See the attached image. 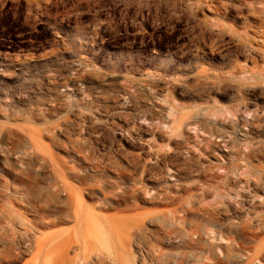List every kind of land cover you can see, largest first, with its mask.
<instances>
[{"label":"rangeland","instance_id":"374dc122","mask_svg":"<svg viewBox=\"0 0 264 264\" xmlns=\"http://www.w3.org/2000/svg\"><path fill=\"white\" fill-rule=\"evenodd\" d=\"M261 36L264 0H0V264H264Z\"/></svg>","mask_w":264,"mask_h":264},{"label":"bare ground","instance_id":"6f19581e","mask_svg":"<svg viewBox=\"0 0 264 264\" xmlns=\"http://www.w3.org/2000/svg\"><path fill=\"white\" fill-rule=\"evenodd\" d=\"M262 24V23H261ZM260 24V26H258V27H262V25ZM261 30V29H260ZM263 30V29H262ZM258 31V30H257ZM261 37H263L264 38V36H261ZM258 38V37H257ZM261 40V39H260ZM63 181V180H62ZM64 185V184H63ZM62 185V186H63ZM64 187H66V189H67V191H68V194H70V196H71V194H72V191H73V188L72 187H70V186H67V185H64ZM65 189V190H66ZM107 197L108 196H106V195H104V201H106L107 200ZM262 216V215H261ZM263 216H264V214H263ZM96 217H97V215H96ZM102 217V216H101ZM101 217H97L98 219H103V218H101ZM262 227L264 228V224L262 225ZM245 228L246 229H252V226L251 225H246L245 226ZM261 229V228H260ZM253 230H254V228H253ZM264 231V230H263ZM260 232V231H259ZM70 233V232H69ZM259 234V233H258ZM62 239L64 238V237H61ZM70 238V237H69ZM67 239V238H66ZM66 239H65V241H66ZM56 240V239H55ZM75 240V239H74ZM59 241V240H58ZM60 241H62V240H60ZM64 241V244L66 243ZM69 241V240H68ZM73 242V241H72ZM264 244V243H263ZM53 245V244H52ZM239 247H241V248H243V246H241V244H237ZM66 246V245H65ZM55 247H53V249H54ZM49 249H50V247H49ZM65 250V249H64ZM48 251V250H47ZM49 252H50V250H49ZM49 252H47V253H49ZM59 252V251H58ZM57 252V253H58ZM63 251H61V253H62ZM65 252V251H64ZM69 253V252H68ZM50 254H52L51 252H50ZM49 255V254H48ZM54 255V254H53ZM56 255H58V254H56ZM55 255V256H56ZM63 255H64V253H63ZM70 256V255H69ZM87 256V255H86ZM85 256V257H86ZM61 257V256H60ZM65 257V256H64ZM251 257V259H252V261L253 260H256V259H260V261L261 262H263L264 261V246H258L257 248H256V250H255V252H254V254L253 255H251L250 256ZM84 259V258H83ZM55 260V259H54ZM63 261H64V259H63ZM62 261V262H63ZM52 262H54V261H52ZM60 261H58V263H59ZM55 263H57V262H55ZM54 264V263H53Z\"/></svg>","mask_w":264,"mask_h":264}]
</instances>
